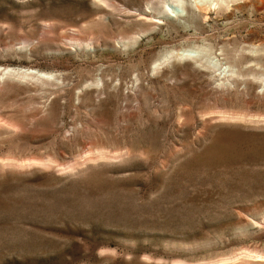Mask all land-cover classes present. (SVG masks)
<instances>
[{
  "label": "rangeland",
  "instance_id": "374dc122",
  "mask_svg": "<svg viewBox=\"0 0 264 264\" xmlns=\"http://www.w3.org/2000/svg\"><path fill=\"white\" fill-rule=\"evenodd\" d=\"M0 264H264V0H0Z\"/></svg>",
  "mask_w": 264,
  "mask_h": 264
}]
</instances>
